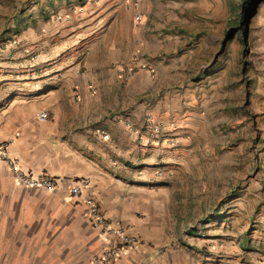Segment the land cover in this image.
Listing matches in <instances>:
<instances>
[{
  "label": "crops",
  "instance_id": "0c3cea01",
  "mask_svg": "<svg viewBox=\"0 0 264 264\" xmlns=\"http://www.w3.org/2000/svg\"><path fill=\"white\" fill-rule=\"evenodd\" d=\"M0 1V142L13 139L24 169L59 178L50 191L23 186L0 160V264H93L115 243L93 227L69 180L85 181L105 218L139 238L116 264H264L227 221L205 220L211 205L197 188L179 186L188 142L165 138L176 125L171 106L140 95L152 84V47L137 46L120 0L81 13L50 0L52 19L26 30L22 11ZM148 114L164 128L159 143L145 135Z\"/></svg>",
  "mask_w": 264,
  "mask_h": 264
},
{
  "label": "rangeland",
  "instance_id": "374dc122",
  "mask_svg": "<svg viewBox=\"0 0 264 264\" xmlns=\"http://www.w3.org/2000/svg\"><path fill=\"white\" fill-rule=\"evenodd\" d=\"M57 1L81 13L101 0ZM120 1L132 35L137 27V46L152 47L144 56L155 65L153 85L140 95L171 106L176 125L167 134L188 142L179 186L207 199L205 220L220 214L215 221H227L248 250L264 254V0ZM9 6L22 11V30L58 10L50 0Z\"/></svg>",
  "mask_w": 264,
  "mask_h": 264
},
{
  "label": "built area",
  "instance_id": "2783aa9c",
  "mask_svg": "<svg viewBox=\"0 0 264 264\" xmlns=\"http://www.w3.org/2000/svg\"><path fill=\"white\" fill-rule=\"evenodd\" d=\"M140 18V15L137 16ZM49 118V114L46 111L39 113L38 119L45 121ZM129 128L133 127L131 123H127ZM143 129L146 132V136L149 140L160 142L165 131L162 124L159 123L151 114L145 116ZM104 137L108 136V133H103ZM172 137V136H171ZM166 135V139L170 142L174 141ZM13 139L9 141L0 142V160L8 165L10 170L15 174V179L18 184L39 188L46 191L53 190L59 183V178L49 173H34L30 170L24 169L16 157L11 156L9 152V146ZM85 181L81 184L74 183L69 180L70 192L72 197L83 198V203L88 208V218L93 225L97 228L100 234L104 236H112L115 239V243L108 244L104 247L102 252L93 258V264H116V262L130 249L135 248L139 244V238L136 235L129 234L125 229L121 227H115L100 211V205L95 197L91 195H85Z\"/></svg>",
  "mask_w": 264,
  "mask_h": 264
},
{
  "label": "trees",
  "instance_id": "16d2710c",
  "mask_svg": "<svg viewBox=\"0 0 264 264\" xmlns=\"http://www.w3.org/2000/svg\"><path fill=\"white\" fill-rule=\"evenodd\" d=\"M220 214H216L215 216H214V219H218V218H220Z\"/></svg>",
  "mask_w": 264,
  "mask_h": 264
}]
</instances>
